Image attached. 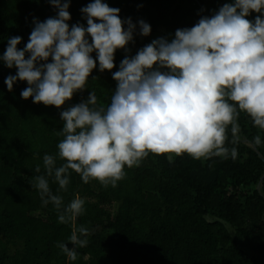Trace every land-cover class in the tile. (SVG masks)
I'll list each match as a JSON object with an SVG mask.
<instances>
[{"label": "trees", "instance_id": "16d2710c", "mask_svg": "<svg viewBox=\"0 0 264 264\" xmlns=\"http://www.w3.org/2000/svg\"><path fill=\"white\" fill-rule=\"evenodd\" d=\"M90 2L70 0L69 26H87L80 9ZM105 2L120 9L122 20L130 17L137 24L129 51L116 50L112 70L99 71L97 61L86 88L60 108L22 98L26 81L18 80L9 91L4 80L17 69L0 61V264H264V130L242 110L238 129L258 151L237 133L234 136L228 125L227 156L196 159L186 152H150L138 164L125 166L115 186L95 179L85 183L69 169V184L60 189L54 175H47L45 154L54 157V167L66 162L57 147L63 139L62 110L87 100L91 91L97 98L95 107L106 109L117 85L112 72L126 55H135L153 39L171 38L177 29L194 26L230 0ZM56 13L49 0H0V55L12 36H21L17 48L24 47L34 17L43 22ZM257 15L252 12L247 18ZM140 19L151 26L148 36L139 34ZM91 55L95 59V52ZM37 165L39 173L34 171ZM38 175L45 176L52 194L62 198L61 210L76 196L85 202L75 226L88 229L82 237L87 244L77 247L74 261L58 247L60 242L73 247L67 241L73 225L59 221L53 203H42L30 184Z\"/></svg>", "mask_w": 264, "mask_h": 264}, {"label": "clouds", "instance_id": "9594fccd", "mask_svg": "<svg viewBox=\"0 0 264 264\" xmlns=\"http://www.w3.org/2000/svg\"><path fill=\"white\" fill-rule=\"evenodd\" d=\"M49 2L56 15L43 22L34 17L22 49L17 48L21 36L8 38L0 61L17 69L4 80L9 91L18 80L26 81L22 98L60 108L86 88L97 61L101 72L114 68L116 50L129 51L137 24L130 17L122 20L120 9L105 0H91L80 9L87 26H69L70 0ZM252 12L259 13L254 20L247 18ZM137 23L139 34L148 36L150 24L143 19ZM112 77L117 85L106 109L95 107L91 91L87 100L60 112L63 139L57 147L66 162L54 167L53 156L43 157L47 175H54L60 189L69 184V169L85 183L95 179L115 186L125 166L138 164L150 152H186L196 159L227 156L226 129L231 125L233 135L238 132L239 110L264 130V0H230L194 26L177 29L171 38L153 39L135 55H126ZM231 155L235 157V149ZM34 171L39 173L40 166ZM30 184L44 205L51 202L57 208L61 223L73 225L67 239L73 247L66 242L58 247L76 260L77 247L87 244L82 237L88 229L75 226L84 200L76 196L61 210L62 198L52 194L45 176H35Z\"/></svg>", "mask_w": 264, "mask_h": 264}, {"label": "water", "instance_id": "95a60500", "mask_svg": "<svg viewBox=\"0 0 264 264\" xmlns=\"http://www.w3.org/2000/svg\"><path fill=\"white\" fill-rule=\"evenodd\" d=\"M237 138L241 139L243 142H245L247 145H249L251 148H253L254 150L258 151L257 148L255 147V145L248 141L244 136L243 134L241 133V131L238 129V132H237Z\"/></svg>", "mask_w": 264, "mask_h": 264}]
</instances>
